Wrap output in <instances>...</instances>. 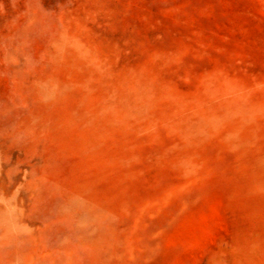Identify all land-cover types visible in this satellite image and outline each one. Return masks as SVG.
Instances as JSON below:
<instances>
[{
    "label": "rangeland",
    "instance_id": "rangeland-1",
    "mask_svg": "<svg viewBox=\"0 0 264 264\" xmlns=\"http://www.w3.org/2000/svg\"><path fill=\"white\" fill-rule=\"evenodd\" d=\"M0 264H264V0H0Z\"/></svg>",
    "mask_w": 264,
    "mask_h": 264
}]
</instances>
